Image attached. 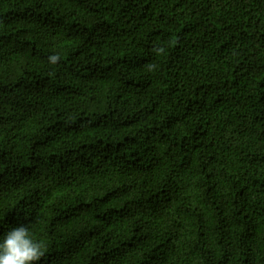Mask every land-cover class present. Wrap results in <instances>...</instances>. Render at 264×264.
I'll use <instances>...</instances> for the list:
<instances>
[{"label":"trees","instance_id":"obj_1","mask_svg":"<svg viewBox=\"0 0 264 264\" xmlns=\"http://www.w3.org/2000/svg\"><path fill=\"white\" fill-rule=\"evenodd\" d=\"M20 226L34 264H264V0H0Z\"/></svg>","mask_w":264,"mask_h":264},{"label":"clouds","instance_id":"obj_2","mask_svg":"<svg viewBox=\"0 0 264 264\" xmlns=\"http://www.w3.org/2000/svg\"><path fill=\"white\" fill-rule=\"evenodd\" d=\"M58 59L55 55L50 57L53 63ZM43 256V243L34 241L30 237V230L24 226L13 228L0 243V264H34Z\"/></svg>","mask_w":264,"mask_h":264}]
</instances>
